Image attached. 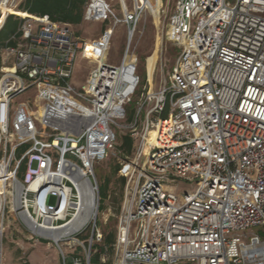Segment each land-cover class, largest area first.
Returning <instances> with one entry per match:
<instances>
[{
    "label": "built area",
    "instance_id": "built-area-1",
    "mask_svg": "<svg viewBox=\"0 0 264 264\" xmlns=\"http://www.w3.org/2000/svg\"><path fill=\"white\" fill-rule=\"evenodd\" d=\"M118 2L121 16L112 0L87 1L84 19L125 23L129 44L114 65L111 35L91 39L98 62L80 89L70 79L85 42L72 26L20 16L2 7L19 8L18 0H0V30L10 15L23 19L6 41L14 43L0 47V228L12 206L34 235L52 239L47 233L80 209L88 180L96 195L90 244L69 255L59 242L75 233L53 240L62 264H91L93 242L103 238L95 166L115 148V126H124L140 84L129 70L138 62L130 42L150 9ZM166 37L181 48L169 81L140 92L125 126L138 146L118 155L126 184L113 264H264V0H175ZM30 87L47 116L22 102L11 118V98ZM36 118L52 129L49 139ZM190 175L195 191L164 186Z\"/></svg>",
    "mask_w": 264,
    "mask_h": 264
},
{
    "label": "rangeland",
    "instance_id": "rangeland-1",
    "mask_svg": "<svg viewBox=\"0 0 264 264\" xmlns=\"http://www.w3.org/2000/svg\"><path fill=\"white\" fill-rule=\"evenodd\" d=\"M18 1L19 5L26 2V0ZM87 1H85V5ZM229 1L234 2V0ZM38 2L40 4L41 0H38ZM38 2L36 0L34 3L38 4ZM174 2L175 0H162L159 4L156 0L151 1L149 4L150 11L144 12L130 42V47L135 48L138 62L130 64L129 70L139 75L140 84L132 96V101L125 106L127 118L119 120L124 126L121 128L115 126L118 133L115 148L110 152L106 160L95 166V175L99 186V194H97L99 207L96 215V224L103 235L116 233L119 214L124 200L126 180L119 173L121 164L118 155L130 154L124 148H121L122 136L130 135V130L125 126L129 124V121L137 111L140 92L155 91L165 81H169V75L173 70L175 59L181 51L180 47L175 46L166 37V22L169 13L173 9ZM112 4L117 14L121 16L122 7L118 0H112ZM127 4L131 9V0H127ZM18 18L15 16L7 20L6 27L1 32L0 37H8L12 33ZM71 26L76 34L84 40L85 47L76 60L70 81L77 88L83 89L88 79V71L91 68L89 59L93 56L89 41L93 38H101L110 34L111 39L107 60L110 63L119 65L129 44L128 26L125 23L115 24L113 19L93 21H85L83 19L80 23L72 24ZM152 63H154V67L156 66L153 82L148 89L144 90V84H146L147 76L149 75L147 67L149 68ZM35 98V87H30L26 91L14 95L11 98V118L22 102H26L32 107L34 106L38 112L41 111L42 107H37L36 102H34ZM42 105H45V103H42ZM144 114L145 110L141 112L142 123ZM36 121L38 128L44 130L46 137L49 139L52 129L47 127L40 118H36ZM137 146L138 140L135 139L133 140L132 152L135 151ZM198 185V180L193 175H190L189 178L170 176L168 180L164 181V186L167 190H172L180 195L188 191H195ZM103 186L106 188L105 196L101 192V187ZM56 201V196L51 195L49 203L54 205ZM90 219L81 230L59 242L60 247L63 248L66 254H74L81 251L84 246H89L93 229V220ZM74 238L79 239V242L75 241ZM96 242L98 244L102 243V241H94L93 244ZM95 252L96 249L92 246V255ZM104 258L107 259V256L104 257L103 255L102 260ZM0 264H62V256L59 246L53 239L40 238L34 235L26 220L19 214V211L13 210V207L10 206L0 228Z\"/></svg>",
    "mask_w": 264,
    "mask_h": 264
},
{
    "label": "trees",
    "instance_id": "trees-1",
    "mask_svg": "<svg viewBox=\"0 0 264 264\" xmlns=\"http://www.w3.org/2000/svg\"><path fill=\"white\" fill-rule=\"evenodd\" d=\"M36 0H26L23 4L19 5V9L28 11L34 15H48L51 19L72 24H78L84 19L85 14V1L86 0H41L40 4H35ZM85 6V8H84ZM10 17H15L14 15H10ZM7 20L5 22L4 27L0 30V34L3 29L6 27ZM23 19L20 17L16 19L15 28L8 37H0V47L5 46L7 44H13L14 42L11 40L8 43L10 37L18 31V28L21 24ZM28 145L22 146L18 151V154L22 153V151ZM121 148L131 153L133 151V139L128 135L122 136V145ZM101 192L103 196L106 195V188L103 186L101 187ZM97 241V240H94ZM102 243H95L92 246L96 249V252L91 256V264H113V256H114V249L113 245L116 241V233L106 234L103 235ZM106 257L107 259L102 260V257Z\"/></svg>",
    "mask_w": 264,
    "mask_h": 264
},
{
    "label": "bare ground",
    "instance_id": "bare-ground-1",
    "mask_svg": "<svg viewBox=\"0 0 264 264\" xmlns=\"http://www.w3.org/2000/svg\"><path fill=\"white\" fill-rule=\"evenodd\" d=\"M143 1L147 3L148 6L151 2L150 0L149 2L147 0H143ZM156 1L159 4L162 2V0H156ZM2 7H4L5 9L9 8L12 12L20 16H24V17L36 16L34 14L29 13L28 11H25L19 8L9 7L5 5H2ZM149 9H150V6H149ZM131 35L132 33L130 34V37ZM41 114L44 116H47V113L45 110H42ZM78 174L79 176L83 175V173L80 171ZM82 192L84 193L83 203L80 209L74 214L73 218L69 220L68 222L64 223L63 225H61L59 228L47 233L50 237H52L53 240H56L57 242H59L62 236L71 235L73 233L78 232L79 230L82 229V227L85 226L86 222L90 219V217L94 215L95 213L94 206L96 205V195H95L92 185L88 182V180H86L83 183ZM21 216L27 221V223L31 227H33V224L30 223V221L26 218L27 216H25L24 213H21Z\"/></svg>",
    "mask_w": 264,
    "mask_h": 264
},
{
    "label": "crops",
    "instance_id": "crops-1",
    "mask_svg": "<svg viewBox=\"0 0 264 264\" xmlns=\"http://www.w3.org/2000/svg\"><path fill=\"white\" fill-rule=\"evenodd\" d=\"M154 16V15H153ZM154 19L156 20V18L154 17ZM85 20V19H84ZM85 21H88V20H85ZM80 37V36H79ZM94 39V38H93ZM80 54V53H79ZM92 57L89 59V62H90V64H91V68H90V70L88 71V76H89V74H90V71L96 66V64H97V62H98V56H99V53L97 52V51H95V50H92ZM79 56V55H78ZM78 56H77V58H78ZM107 57H108V54H107ZM77 58H76V60H77ZM75 63H76V61H75ZM110 63V62H109ZM111 64H114V65H116V63H111ZM154 63H152L151 65H150V67L148 68L147 67V69H148V71H149V75L147 76V82H149L150 81V84H152V82H153V76H154V71H155V67H154V65H153ZM75 65V64H74ZM74 68V67H73ZM88 80V79H87ZM146 82V83H147ZM158 90V89H157Z\"/></svg>",
    "mask_w": 264,
    "mask_h": 264
}]
</instances>
